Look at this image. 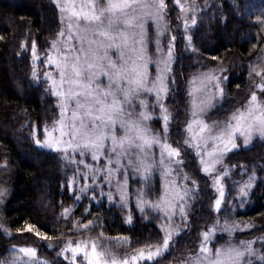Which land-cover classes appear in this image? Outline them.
Wrapping results in <instances>:
<instances>
[{
    "label": "snow or ice",
    "instance_id": "6c2138e0",
    "mask_svg": "<svg viewBox=\"0 0 264 264\" xmlns=\"http://www.w3.org/2000/svg\"><path fill=\"white\" fill-rule=\"evenodd\" d=\"M175 2L187 32L189 7L182 0ZM53 3L60 13V30L57 38L51 41L43 63L48 90L58 99L59 117L51 125H44L43 140L39 138V125L33 126V140L38 147L62 153L65 161L76 164L68 189L74 191L77 179L82 177L83 187L75 197L77 201L89 191L94 193L96 187L101 188L103 196L102 181L109 187V201L113 200L112 188L115 186L121 204L125 205L130 192L129 181L139 179L142 187L137 194V207L141 213L151 207L166 217L161 226L164 233L162 244L148 243L146 248L131 256L119 257L104 247L100 239L105 237L103 231L99 236H89L75 243L69 239L59 255L70 253V258L65 256L69 264H140L141 261L156 264L157 258L169 251L173 236L179 235L174 218L179 215L182 222H187V198L190 195V190L177 182L182 167H174L184 163L181 149L168 142L171 114L164 100L171 90L169 81L175 83L173 66L177 47L176 36L171 37L166 51L162 43V37L169 31L168 5L166 0H53ZM194 8L195 5L193 11ZM190 19L195 25V15ZM260 23L264 25V14ZM153 26L155 36L152 35ZM185 38L188 41L186 47L192 48L191 37ZM153 42L155 54L150 47ZM21 48L25 49L26 45L22 43ZM31 55L32 75L36 79L35 69L40 54L35 40L32 41ZM151 65L155 66V75L150 71ZM50 68L54 72L48 71ZM249 75L251 78L252 73ZM255 75L260 77V81L255 84L247 102L232 112L227 120L211 125L204 119V113L216 107L214 102L217 98L223 99L225 90L222 85L228 78L215 72H202L189 81L190 119L183 143L194 150L202 166L201 171L206 175L211 176L217 171L216 166L223 163L227 153L238 148L239 140H243L245 147L255 137L264 140V70L257 71ZM152 96L155 103L150 109L148 98ZM157 106L163 135L151 127ZM89 156L94 164L87 163ZM0 168L6 169L7 162L0 164ZM157 169L161 174L160 195L156 201H149L145 199L149 190L147 182ZM227 174L225 170L223 175ZM183 179L187 181L188 176L185 174ZM212 179L219 193L214 209L220 212L225 202L221 175L217 173ZM252 179L250 177L249 182L239 188V197L247 196ZM6 192L0 188V203ZM70 212L68 208L63 210L65 220L70 219ZM131 219L129 215V223ZM241 227L226 220L221 228L217 221L201 233L198 250L193 253L189 249L190 254L181 264H251V258L256 255L254 241L236 244L229 239L219 247H209L218 231L231 237ZM80 228L92 232L94 222L78 220L74 229L79 232ZM0 230L11 235L3 222H0ZM25 231L40 240L54 239L31 223L26 222L23 228L16 229L18 234ZM106 239L127 242V237ZM48 246L51 248L52 244ZM10 255L12 259L0 261V264H47L38 258L35 247L13 248ZM77 257H82V260ZM261 260L264 262V255Z\"/></svg>",
    "mask_w": 264,
    "mask_h": 264
},
{
    "label": "trees",
    "instance_id": "16d2710c",
    "mask_svg": "<svg viewBox=\"0 0 264 264\" xmlns=\"http://www.w3.org/2000/svg\"><path fill=\"white\" fill-rule=\"evenodd\" d=\"M195 6L196 24L188 29L192 48L186 47L188 41L183 31L179 32L180 22L173 21L177 12L168 7V14L173 29L178 32L175 89L171 88L174 94L170 103L175 112V137L171 140L176 138L174 143L181 149L187 173L198 184V194L194 196L186 231L176 239L170 253L156 264H170L174 257L190 254L189 249L194 253L200 234L216 220L246 227L237 238L254 241L256 255L251 258V264H264L261 260L264 255V140L240 148L226 159L233 172L224 179L225 202L223 209L215 214V197L209 182L199 174L193 155L183 149L180 139V129L186 119L187 82L193 74L215 72L228 78L222 85L225 90L222 102L212 112L214 118L225 119L250 98L259 82L255 73L264 64V25L260 23L264 0H196ZM59 30V11L53 0H0V164L7 162L6 169L0 168V188L7 190L0 203V222L11 233L8 236L0 230V261L12 259L13 248L29 246L35 247L38 258L47 264H69L59 256L69 239L75 243L99 236L101 231L105 233V237H100L103 245L122 257L146 248L148 243L160 242L161 235L154 222L136 214L132 205L126 212L113 204L107 191L101 196V188L96 187L94 193L89 191L77 201L75 197L80 194L83 181L77 180L74 191H69L68 182L75 172L71 163L63 159L62 153L38 147L32 138L33 126L39 125V138L43 140L44 125H51L59 117L57 99L48 90L49 83L44 78L43 63ZM33 40L40 54L36 79L32 75ZM22 43L25 49L21 48ZM250 177L253 179L247 196L238 197L235 184L243 185L244 180L248 183ZM65 208L71 209L68 220L62 215ZM129 215L132 216L130 223ZM78 220L93 221V231L80 228L77 232L74 225ZM26 222L37 225L54 239L40 240L26 231L18 234L16 229L23 228ZM118 237H127V242L106 239Z\"/></svg>",
    "mask_w": 264,
    "mask_h": 264
},
{
    "label": "rangeland",
    "instance_id": "374dc122",
    "mask_svg": "<svg viewBox=\"0 0 264 264\" xmlns=\"http://www.w3.org/2000/svg\"><path fill=\"white\" fill-rule=\"evenodd\" d=\"M170 1V4L168 5V2ZM193 2H189L188 0H182V2L183 3H185L188 7H189V12L187 13V15H188V17H189V27L191 28L192 27V24H191V16H193L194 14H195V12H196V6H195V8H194V11L192 10V7H193V5H195V2H196V0H192ZM166 3H167V5H168V7H169V9H172V10H175L176 12H177V15L175 14L174 15V19H173V21H179L180 22V24H178L177 26H179V32H181V31H183V34H184V36L186 37V36H189V34H188V32H189V27H188V31L187 32H185V28H184V22H183V19L181 18L182 17V14H181V12H180V9H179V7L177 6V4H176V2H175V0H166ZM59 17H60V13H59ZM167 21H168V23H169V31L166 33V35L164 36V37H162V43H163V46H164V48H165V51H166V49H167V44H168V42L171 40V37L172 36H176V40H175V45H177V43H178V37H177V35H176V33H178V32H175L176 30V28L175 29H173V27H172V23L170 22V20H169V14H168V16H167ZM173 25H174V23H173ZM152 35L153 36H155V27L153 26L152 27ZM151 52H152V54H155V43L153 42L152 44H151ZM175 54V53H174ZM175 65H176V61H175V63H174V66L173 67H175ZM263 67L260 69V71H262V70H264V64L262 65ZM175 69V68H174ZM49 71H52V72H54V69H49ZM150 71H151V73L153 74V75H155V66L154 65H151L150 66ZM205 73H209V72H205ZM201 74V72H199V73H195V74H193L190 78H189V80H188V82H187V89H186V98H187V107H186V119H185V121H184V125L181 127V129H180V139H181V146L183 147V149H185V150H187V151H189L192 155H193V157H194V159H195V163H196V165H197V169H198V172H199V174L202 176V177H204L208 182H209V187H210V189L212 190V192L214 193V201H215V199L219 196V193L217 192V190H216V187H215V185H214V182H213V179H212V176H215L217 173L218 174H220L221 175V183H222V186H223V189H224V192H225V185H224V179H226V177L229 175V173H232L233 172V168L231 169L230 168V166H228L227 165V163H226V159L228 158V156L231 154V153H233V152H235V151H237V150H239L240 148H246L245 146H244V143H243V140L241 139V140H239V142H238V144H239V146H238V148L237 149H234V150H232L231 152H229V153H227V155L224 157V161H223V163L222 164H219V165H217L216 166V169H217V171L216 172H214V173H212V175L211 176H209V175H206L205 173H203L202 171H201V165H200V163H199V158L195 155V152H194V150L193 149H190V148H187L186 147V145H184V139H185V137H186V135H187V133L185 132V128H186V126H187V122L189 121V119H190V116H189V109H190V104H189V101H190V99H191V97H189V95H188V92H189V88H190V84H189V81L191 80V78L193 77V76H199ZM174 78V77H173ZM257 78H258V81H260V77H258L257 76ZM169 85H170V89L172 88V89H175V85H174V83H172L171 82V80L169 81ZM174 94V93H173ZM173 94L171 93V90H170V92H169V94H168V96H167V98L164 100V103L167 105V107H168V110H169V112H170V114H171V122H170V125H169V136H168V142L173 146V147H177L176 145H175V143H174V140H176V138L173 140V142H172V140H171V137L173 138V137H175V135H174V132H173V129H174V127H173V123L175 122V112H174V110H173V108H172V106H171V97L173 96ZM263 98V97H262ZM57 99V98H56ZM149 99V101H150V103H149V107H150V109H151V106H152V104H154L155 103V97L154 96H152V97H149L148 98ZM222 102V100L220 99V98H217V100L214 102L215 104H216V106H218L220 103ZM57 104H58V99H57ZM216 108V107H215ZM215 108H212L211 110H209V111H207L206 113H204V119L206 120V122L208 123V124H213L214 122H223V121H225V120H227V118L231 115V114H229L225 119H222V120H219V119H217V118H214V117H212V112H213V110L215 109ZM59 110V109H58ZM151 127H152V129H153V131L154 132H158V133H160L161 135H163V132H164V129H163V125H162V121L160 120V110H159V107L157 106L156 108H155V118L151 121ZM257 140H260V141H263L262 139H260L259 137H255L254 139H253V141L249 144V146L252 144V143H254L255 141H257ZM63 155V154H62ZM156 155H157V159L159 158V152H158V150H157V153H156ZM182 159L184 160V163H183V165H174V167L176 168V169H180L181 167H182V169H183V171H180L179 173H178V177H177V182L180 184V185H183V186H185L187 189H189L190 190V195H189V197L187 198L188 199V211H187V222L185 223V222H182L181 220H180V218H179V215H177L175 218H174V223H175V225H177L178 226V228H179V235H174L173 236V239H172V241L170 242V249H169V251L167 252V253H165L163 256H161V257H159V258H157V261H160V260H162L167 254H169L170 253V251H171V249L173 248V244H174V242L176 241V239L180 236V235H182L185 231H186V229H187V227H188V225H189V220H190V218H191V214H192V212H191V209H192V205H193V202H194V200H195V195H197L198 194V184L195 182H193L194 180L190 177V175L187 173V171H186V165H185V159H184V156H183V154H182ZM71 163V162H70ZM87 163H89V164H94V162L91 160V157L89 156L88 157V159H87ZM71 165H72V168L76 171V168H77V166H76V164H73V163H71ZM81 168H82V166H81ZM225 170H227V172H228V174L225 176V175H223V173H224V171ZM187 175L188 176V180L187 181H185L184 179H183V176L184 175ZM79 179H81L82 181H83V179H82V177L81 178H78L77 180L79 181ZM121 179H122V177H121ZM233 180V182H237V180L236 179H232ZM245 180L243 181V184H245ZM91 183V180L89 181V184ZM148 188H149V190H148V192H147V194L145 195V199L146 200H149V201H156L158 198H159V195H160V186H161V174H160V171H159V169H157L156 170V172H155V174H154V176H152V177H150V179L148 180ZM101 184H102V187H103V191H107L106 193H109V187H108V185L107 184H104L102 181H101ZM236 185V188H235V190H236V192L238 193V197H239V188L242 186V185H240V184H235ZM128 187H129V189H130V192H129V195H128V198L126 199V202H125V205H122L121 204V201H120V198H119V195L118 194H116V188H115V186H113V188H112V192L114 193V197H113V200H112V203L113 204H116V205H118L119 207H121V208H123L126 212L128 211V209H129V207L128 206H133L134 207V209H135V211H136V214H138L140 217H143V218H145V220H147V221H151V222H154L155 224H156V227H157V229H158V231H159V233H160V242H159V244H162V240H163V235H164V233L163 232H161V226L162 225H164V223H165V221H166V217H163V215L162 214H158L156 211H154L151 207H148L147 209H146V211L144 212V213H141V211L139 210V208L137 207V194H138V191H139V189L142 187V181H140L139 179H134V180H130L129 181V185H128ZM98 188H100V187H98ZM225 197H226V192H225ZM130 204V205H129ZM223 205H224V203H222V205H221V210L223 209ZM213 209H214V202H213ZM220 210V211H221ZM214 212H215V214H217L218 212L214 209ZM129 214V213H128ZM131 214V213H130ZM132 217V216H131ZM217 221H219V220H216L215 222H213L209 227H208V229L209 228H211L214 224H216L217 223ZM223 224H224V221H219V226L222 228V226H223ZM229 224H232L231 222L229 223ZM232 225H236L235 223L234 224H232ZM207 229V230H208ZM247 228L246 227H241L239 230H237V231H235L233 234H232V236L231 237H229L227 234H225V233H222V232H217L216 234H215V236L214 237H212V243L211 244H209V247H211V248H216V247H219V246H221L222 244H224L226 241H228L229 239H231L233 242H235L236 244H239V242L240 241H244V240H240V239H238L237 238V234L238 233H242V232H244L245 230H246ZM206 230V231H207ZM203 232H205V231H203ZM202 232V233H203ZM251 241V240H250ZM200 242H201V234H200V241H199V245H200ZM104 246V245H103ZM105 247V246H104ZM199 247V246H198ZM198 250V249H197ZM61 252V251H60ZM59 252V253H60ZM135 254V253H134ZM115 255H117V256H119V257H122V256H120V255H118V254H115ZM131 255H133V254H129V256H131ZM189 254H185V255H180L179 257L177 256V257H174V262H172V263H170V264H181V261L182 260H184V258L185 257H187ZM59 256H61V258H64L68 263H69V261H68V259H66L65 258V256H68L69 258H70V256H71V254L70 253H66L65 255H59ZM124 257V256H123ZM77 259L78 260H82V257H77ZM156 261V262H157ZM140 264H152V262H147V261H141L140 262Z\"/></svg>",
    "mask_w": 264,
    "mask_h": 264
}]
</instances>
